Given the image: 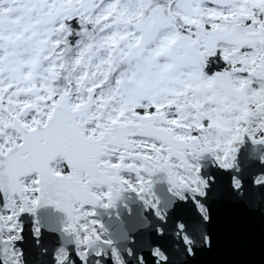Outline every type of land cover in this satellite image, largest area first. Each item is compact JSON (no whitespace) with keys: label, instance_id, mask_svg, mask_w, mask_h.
<instances>
[{"label":"snow or ice","instance_id":"6c2138e0","mask_svg":"<svg viewBox=\"0 0 264 264\" xmlns=\"http://www.w3.org/2000/svg\"><path fill=\"white\" fill-rule=\"evenodd\" d=\"M217 198L264 218V0H0V264H191Z\"/></svg>","mask_w":264,"mask_h":264},{"label":"water","instance_id":"95a60500","mask_svg":"<svg viewBox=\"0 0 264 264\" xmlns=\"http://www.w3.org/2000/svg\"><path fill=\"white\" fill-rule=\"evenodd\" d=\"M216 246L199 252L191 264H264V218L224 198L212 202Z\"/></svg>","mask_w":264,"mask_h":264}]
</instances>
